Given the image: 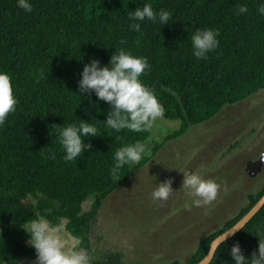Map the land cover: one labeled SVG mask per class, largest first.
Returning a JSON list of instances; mask_svg holds the SVG:
<instances>
[{
    "label": "trees",
    "instance_id": "1",
    "mask_svg": "<svg viewBox=\"0 0 264 264\" xmlns=\"http://www.w3.org/2000/svg\"><path fill=\"white\" fill-rule=\"evenodd\" d=\"M32 11L17 7L16 0H0V70L13 77L19 103L0 126V264H19L22 257L36 259L28 245L25 222L46 217L85 248L90 264H125L119 253L95 258L91 226L103 200L127 181L131 165L119 180L109 176L117 147L137 140L148 131L115 133L101 122L110 107L94 93L79 96L78 80L84 64L97 59L107 65L114 49L124 47L146 56L151 65L140 77L153 88L164 107L163 118L178 120L165 141L183 135L190 126L204 123L225 106L264 90V18L258 0H30ZM150 2L154 9L172 12L168 24L145 20L141 32L129 31L127 12ZM248 13L237 15L239 5ZM219 32V46L207 59L191 51V34L197 28ZM125 44L121 45L120 41ZM92 122L97 137L92 147L72 162L56 140L58 127ZM161 143L151 149L155 153ZM50 152L56 158H49ZM148 157H142L140 167ZM264 193V183L248 202L221 227L208 233L184 261L196 264L210 242L234 225ZM94 197L82 212V203ZM264 239V206L230 239L219 245L209 264H232L230 248L238 243L246 259L258 254Z\"/></svg>",
    "mask_w": 264,
    "mask_h": 264
},
{
    "label": "rangeland",
    "instance_id": "2",
    "mask_svg": "<svg viewBox=\"0 0 264 264\" xmlns=\"http://www.w3.org/2000/svg\"><path fill=\"white\" fill-rule=\"evenodd\" d=\"M178 120L159 118L142 143L147 145L145 164H131L132 174L102 202L91 226L90 241L95 258L119 253L125 264H165L184 261L198 242L248 202L264 183V171L250 178L247 161L264 153V90L225 106L204 123L193 125L181 136L165 141L178 128ZM155 143H161L152 154ZM195 171L219 184L214 201L191 206L193 197L181 187L183 173ZM171 180L173 192L166 200L153 201L156 185ZM94 197L82 203L87 211ZM58 228L65 250L77 240ZM26 226V225H25ZM19 264H36L22 257Z\"/></svg>",
    "mask_w": 264,
    "mask_h": 264
},
{
    "label": "clouds",
    "instance_id": "3",
    "mask_svg": "<svg viewBox=\"0 0 264 264\" xmlns=\"http://www.w3.org/2000/svg\"><path fill=\"white\" fill-rule=\"evenodd\" d=\"M16 4L25 12L32 11L30 0H16ZM256 12L264 18V0H258ZM247 13V5H239L236 14ZM171 16V11L165 8L156 10L150 2H145L134 11L127 12L128 29L141 32V22L145 20L165 25L169 23ZM218 36L219 32L215 29L197 28L191 34L192 55L197 60L207 59L208 54L219 46ZM120 44H125V41L121 40ZM150 67L146 56L134 55L124 47L116 48L107 65H102L97 59L84 64L78 80L79 96L94 93L98 100L109 105L111 110L101 122L113 132L148 131L164 115V107L156 92L140 79ZM13 87L12 75L0 70V126L5 123L10 113L16 111L19 103ZM93 120L96 119L85 121L78 118V122L58 127L56 140L63 153V161L72 162L92 147L86 141L97 137L98 128ZM146 152L147 145L139 140L117 147L112 156L109 176L113 180H119L122 167L138 163ZM49 158L55 159L56 153L50 152ZM183 177L181 187L187 189L188 195L193 197L191 206L208 205L216 199L219 189L216 180L205 179L195 171H186ZM171 184V180H165L156 185L151 193L152 200H166L173 192ZM25 225L23 229L28 234V245L35 250L36 264H90V256L85 248L65 250V242L58 235V225L52 224L46 217L31 219ZM239 228L234 227L220 235L215 241L216 245L223 244ZM229 255L232 264H264V239H258V254L254 252L248 259L238 243L230 248Z\"/></svg>",
    "mask_w": 264,
    "mask_h": 264
},
{
    "label": "water",
    "instance_id": "4",
    "mask_svg": "<svg viewBox=\"0 0 264 264\" xmlns=\"http://www.w3.org/2000/svg\"><path fill=\"white\" fill-rule=\"evenodd\" d=\"M264 166V153L261 154L257 159L247 161L244 167L245 173L250 177L254 178L262 169ZM264 206V193L261 195V197L255 202V204L230 228L225 230L223 233L230 231L234 227H240L239 230L235 231L234 234L239 232L248 222L249 220L258 213V211ZM223 233L216 236L209 245L208 251L205 254V256L199 260L196 264H209L212 260L215 251L219 246L216 245L215 241L216 239L222 235ZM234 234H231L228 236V239H230ZM225 240V241H226Z\"/></svg>",
    "mask_w": 264,
    "mask_h": 264
},
{
    "label": "flooded vegetation",
    "instance_id": "5",
    "mask_svg": "<svg viewBox=\"0 0 264 264\" xmlns=\"http://www.w3.org/2000/svg\"><path fill=\"white\" fill-rule=\"evenodd\" d=\"M260 156V155H259ZM264 171V166L262 167V169H261V171L255 176V177H257L259 174H261L262 172ZM254 177V178H255Z\"/></svg>",
    "mask_w": 264,
    "mask_h": 264
}]
</instances>
